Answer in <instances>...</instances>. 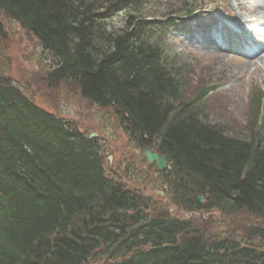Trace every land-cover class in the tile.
<instances>
[{
	"label": "trees",
	"instance_id": "1",
	"mask_svg": "<svg viewBox=\"0 0 264 264\" xmlns=\"http://www.w3.org/2000/svg\"><path fill=\"white\" fill-rule=\"evenodd\" d=\"M146 4L0 0V10L40 43L50 83L76 84L112 108L140 147L172 162L187 188L181 207L201 209V193L227 214L244 210L264 224L263 92L251 97L246 137L204 121L197 102L209 89L185 97L186 64L166 55ZM101 153L98 139L0 75V264H264L252 244L207 245L189 221L149 218L147 200L106 175Z\"/></svg>",
	"mask_w": 264,
	"mask_h": 264
},
{
	"label": "rangeland",
	"instance_id": "2",
	"mask_svg": "<svg viewBox=\"0 0 264 264\" xmlns=\"http://www.w3.org/2000/svg\"><path fill=\"white\" fill-rule=\"evenodd\" d=\"M145 7L146 12L159 20L168 15L181 16L190 9H195L194 14L201 12V15L186 19L193 22V27L186 28V20L182 17L181 23L170 30L165 53L188 65L185 67L188 71L185 97L196 96L206 83L217 86L213 94L199 102L202 119L219 126L230 136H248L253 119L251 97L255 91L264 92V0H147ZM236 11L247 20L242 28V38L259 50L256 55L239 56L229 50L232 47L230 42L224 50L204 39L205 28L209 29L217 20L235 18ZM125 14L115 15V27L122 24ZM0 18L7 32L5 37H0V75L25 90L41 107L70 121L74 127L96 133L108 175L131 190L133 195L136 192L142 198H150L152 216L169 214L187 218L207 240L216 237L235 239L264 249V239L256 234L250 235V228L264 227L258 216L244 210L223 214L206 207L187 211L174 204L172 199L179 198V193L176 194V189L169 192L168 187L165 188L161 173L154 164L140 161L142 151H136L137 147L112 108L93 104L72 82L50 83L47 78L49 63L37 39L2 10ZM108 155L112 156L111 160Z\"/></svg>",
	"mask_w": 264,
	"mask_h": 264
},
{
	"label": "water",
	"instance_id": "3",
	"mask_svg": "<svg viewBox=\"0 0 264 264\" xmlns=\"http://www.w3.org/2000/svg\"><path fill=\"white\" fill-rule=\"evenodd\" d=\"M7 34V32L4 30V26L2 21L0 20V36L1 37H5ZM144 158L146 160H148L149 162H155L156 165L160 168V169H164L166 168V162H165V158L164 156L160 155L159 153H157L156 151L150 150V149H145L144 150ZM259 232H261V230L258 229ZM264 232V231H263ZM264 236V234H263Z\"/></svg>",
	"mask_w": 264,
	"mask_h": 264
}]
</instances>
